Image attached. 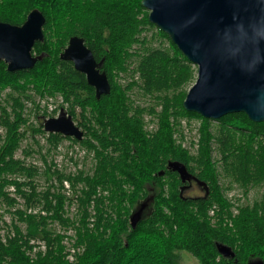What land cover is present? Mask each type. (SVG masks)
<instances>
[{
	"label": "trees",
	"instance_id": "1",
	"mask_svg": "<svg viewBox=\"0 0 264 264\" xmlns=\"http://www.w3.org/2000/svg\"><path fill=\"white\" fill-rule=\"evenodd\" d=\"M142 3L0 0V22L22 25L35 9L46 17L45 39L33 49L38 58L33 69L12 73L0 61V97L5 94L0 100V127L5 130L0 145V264H180L181 252L199 264L264 262V193L252 204L238 206L236 213L226 197L232 184L245 195L264 185V123L245 113L208 119L187 111L184 101L196 79L195 66L150 22ZM149 29L156 30L152 40L165 39L168 46H153L144 36ZM74 37L83 39L101 64L111 84L109 94L98 98L86 75L60 58ZM121 76H131L126 87L118 82ZM135 88L154 105L135 107L129 95ZM37 96L62 97V109L67 105L86 138L47 135L41 122L29 127L26 103L39 107ZM146 115L154 130L147 128ZM182 118L201 121L195 154L178 137ZM27 133L46 136L48 152L64 140L93 151L92 172L66 173L56 165L42 172L27 165L16 158ZM171 161L185 164L206 182L209 194L184 195L179 174L168 167ZM41 175L48 182L44 190L38 184ZM225 178L229 187L223 186ZM144 203L150 206L133 228L131 217ZM55 224L75 229L73 253ZM217 243L231 247L235 257H223Z\"/></svg>",
	"mask_w": 264,
	"mask_h": 264
},
{
	"label": "water",
	"instance_id": "2",
	"mask_svg": "<svg viewBox=\"0 0 264 264\" xmlns=\"http://www.w3.org/2000/svg\"><path fill=\"white\" fill-rule=\"evenodd\" d=\"M142 4L150 12V22L198 68L196 83L184 101L187 111L208 119L245 113L253 122L264 123V0H143ZM45 23L39 9L22 25L0 22V61L9 72L35 67L38 58L33 49L45 39ZM60 58L73 62L86 75L98 98L111 92L110 81L83 39L72 38ZM62 111L59 117L45 121V131L82 141L84 130ZM168 167L179 174L184 186L195 181L209 194L208 184L185 164L171 161ZM147 204L132 215L133 228L143 218ZM217 249L225 258L236 255L222 243H217ZM249 264L264 262L255 259Z\"/></svg>",
	"mask_w": 264,
	"mask_h": 264
},
{
	"label": "rangeland",
	"instance_id": "3",
	"mask_svg": "<svg viewBox=\"0 0 264 264\" xmlns=\"http://www.w3.org/2000/svg\"><path fill=\"white\" fill-rule=\"evenodd\" d=\"M155 32H156L155 29H149L144 33V36H147V38L152 41V45L155 47H167L168 42L165 39L154 38L152 40V37L154 36ZM195 70H196V79L191 84L189 89L196 83L197 80L198 68L196 66H195ZM121 77L118 80V82L123 87H126L127 83L131 80V76H124L122 78ZM129 95H131L135 107L136 106L150 107L155 103L151 97L143 96L138 88H135L133 91H131V93L129 92ZM4 97L5 94H3L0 97V100H3L2 98ZM35 99L39 107H37V105L36 106L33 105L32 103H28V102L26 103V114L29 117V127L33 125L35 127H38L39 123L41 122L44 128V123L47 119L59 117L63 112L62 110H64L62 109L63 99L60 96L49 97V98H41L37 96ZM63 108H65V112L68 115L67 105H65ZM77 114L79 119V111L77 112ZM150 119L151 117L146 115V121L148 122L147 128L151 131L154 130L156 126L154 121H150ZM75 122L78 124V121ZM200 127H201V121L199 119L196 118L181 119L180 132L178 133V137L181 138L182 135L183 147L188 148L192 154H195L198 148L197 141H198V133ZM46 133L47 135L49 134L47 131ZM4 136H5V130L2 127H0V145L3 143ZM46 139H47L46 136L42 134H37L33 136L31 133H27L26 138L22 141L21 148L16 153V158L24 160L27 165H35L36 167L41 169L42 172L46 169L47 165H56V167L59 170L65 171L66 173L78 174V172L83 171L85 174H90L92 172L94 168L93 151L89 152L85 147H83L80 144H75L70 140H64L59 144L57 148L52 149L50 152H48L49 145ZM25 150L29 151L30 154L26 155ZM45 158L47 160V163H45ZM222 183L224 187L230 186L229 179L226 178L222 179ZM38 184L40 190H44L48 186V182L46 181L43 175H41L38 178ZM66 187L69 188L68 183H66ZM9 190L13 191V188H10ZM183 192L184 195L187 196H196V195L204 194V189L200 191L195 187H190L184 190ZM263 193H264V185L252 188L249 194L245 195L241 187H239L237 184H232L231 189L226 190V197H228V199L231 200L232 204L234 205L233 209L236 213L237 210L235 209H237L238 206L252 204L255 200L260 199ZM149 206L150 205L148 203L145 210L148 209ZM20 207H22V205H20ZM76 208L77 206L74 204L69 210V215L74 216L76 213ZM137 210H135V212ZM211 213L213 215V212ZM4 219L7 223H11L10 214H5ZM1 225L5 227V224L1 223ZM54 226L61 234L66 235L64 243L68 247L67 250H70V246H71L70 242L74 239L76 235L75 229H73V227L69 229H64L58 224H55ZM70 251L72 253L74 252L73 249H71ZM71 255L72 254L69 255V259L72 260L73 258ZM179 261L180 264H199L198 260L188 252H181L179 254Z\"/></svg>",
	"mask_w": 264,
	"mask_h": 264
},
{
	"label": "flooded vegetation",
	"instance_id": "4",
	"mask_svg": "<svg viewBox=\"0 0 264 264\" xmlns=\"http://www.w3.org/2000/svg\"><path fill=\"white\" fill-rule=\"evenodd\" d=\"M183 185H185V184H183ZM184 187H186V188H184L183 191L186 190L187 188H190V187H195L196 189H199L200 191H202V190L204 189V187L199 186V185L197 184V182H195V181H192L191 184H190V183H186V186H184ZM183 193H184V192H183ZM204 193H205V190H204ZM202 195H203V194H202ZM202 195H196V196H202Z\"/></svg>",
	"mask_w": 264,
	"mask_h": 264
}]
</instances>
